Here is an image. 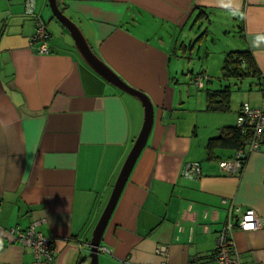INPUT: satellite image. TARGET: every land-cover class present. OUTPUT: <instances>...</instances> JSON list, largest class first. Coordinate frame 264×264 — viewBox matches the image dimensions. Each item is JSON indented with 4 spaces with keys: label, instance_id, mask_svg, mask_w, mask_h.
Wrapping results in <instances>:
<instances>
[{
    "label": "crops",
    "instance_id": "crops-1",
    "mask_svg": "<svg viewBox=\"0 0 264 264\" xmlns=\"http://www.w3.org/2000/svg\"><path fill=\"white\" fill-rule=\"evenodd\" d=\"M58 1L92 50L154 103L146 145L103 233L99 264L204 262L228 203L257 211L259 226L235 228L232 239L240 264H264V136L241 171L227 173L219 161L235 150L217 148L207 158L205 144L236 118L199 135L196 111L206 104L188 107L182 90L175 98L179 69L193 82L200 78L202 88L212 81L207 70L194 76L190 62L199 55L202 26L206 36L233 31L238 45L227 44L222 54L248 47L264 75V0ZM45 6L36 0L34 10L48 17L50 51L43 54L29 46L34 22L23 0H0V264L31 263L18 235L31 225L53 240L52 264H89L82 259L87 242L143 121L141 103L81 59ZM224 84L219 79L215 88ZM187 162H199L200 175L184 176ZM161 245L165 253L156 251Z\"/></svg>",
    "mask_w": 264,
    "mask_h": 264
},
{
    "label": "built area",
    "instance_id": "built-area-1",
    "mask_svg": "<svg viewBox=\"0 0 264 264\" xmlns=\"http://www.w3.org/2000/svg\"><path fill=\"white\" fill-rule=\"evenodd\" d=\"M24 14L31 17L34 22V29L29 39V46L38 53H49L50 34L47 30L45 20L35 10L36 0H23ZM198 84L202 85L199 78ZM263 104L252 106L248 102H243L238 110L236 123L241 128L247 125L251 132L246 144L235 149L231 158L221 159L219 166L227 173H239L244 165V159L251 151L258 150L263 142L264 136V78L260 85ZM184 176L192 177L200 175V164L198 162H187L182 170ZM225 203L226 201L223 200ZM234 214L235 217H234ZM259 226V215L253 208H245L240 211L237 206L228 203V218L218 234L215 251L211 258L197 264H240L239 256L234 248L232 233L235 228L242 230H252ZM18 235L21 242L30 248L32 261L30 264H52L55 256L53 240L37 232L33 225L28 229L18 228ZM156 251L166 252L164 245L156 248Z\"/></svg>",
    "mask_w": 264,
    "mask_h": 264
},
{
    "label": "water",
    "instance_id": "water-1",
    "mask_svg": "<svg viewBox=\"0 0 264 264\" xmlns=\"http://www.w3.org/2000/svg\"><path fill=\"white\" fill-rule=\"evenodd\" d=\"M47 3L52 16H54L55 19L58 20L60 24L69 32L73 39L75 49L81 59L102 79L136 98L143 107V121L140 131L138 132L132 147L121 166L113 184L110 196L92 230L90 240L87 242L88 253L84 254L82 257V259L88 257L89 264H99L98 254L101 247L100 242L103 233L108 225L131 170L142 149L146 145L154 120V103L147 92L133 86L128 81L123 79L104 59L92 50L86 37L82 33L81 28L63 12V9L59 6L58 0H47Z\"/></svg>",
    "mask_w": 264,
    "mask_h": 264
},
{
    "label": "rangeland",
    "instance_id": "rangeland-1",
    "mask_svg": "<svg viewBox=\"0 0 264 264\" xmlns=\"http://www.w3.org/2000/svg\"><path fill=\"white\" fill-rule=\"evenodd\" d=\"M41 3V2H40ZM39 3V5H40ZM36 4V3H35ZM45 9L49 12L50 8L45 6ZM48 17H46L45 22L47 23ZM201 29L197 31L196 37V46L200 47L199 55H193L191 58V67H193V72H197L201 69L207 70V74L212 77L211 82L205 81V87L202 88L201 85L198 84L199 81L193 82L190 77V73L187 70H184L183 73L181 69H179L178 76L179 82L176 85V94L175 98L179 97V93L182 90V97L186 98L185 103L188 107L204 108L205 106V88H215L219 85V75H220V64L222 61V50L228 46L238 45V42H234V40H238L236 34L233 31L229 33H224L223 31L216 32L214 35L206 36L203 32L204 27H200ZM202 34V35H201ZM188 42V41H187ZM186 42V43H187ZM236 48V47H234ZM205 52H207L205 54ZM179 58H174L173 61H179ZM183 61L187 60V57H183L181 59ZM187 72V73H184ZM197 75V74H195ZM202 82V81H200ZM224 82V81H222ZM236 81V84H231L230 93H229V108L226 111H207L203 112L196 111L197 119H198V132L199 135L204 134L207 130L215 124L218 120H226L225 122L233 123L235 122V113H234V105L240 103L242 101H249L254 106H260L262 103V96L254 83L253 76H247L242 81ZM190 88V95H187V91ZM223 122V121H221ZM204 141L206 138L203 139Z\"/></svg>",
    "mask_w": 264,
    "mask_h": 264
},
{
    "label": "trees",
    "instance_id": "trees-1",
    "mask_svg": "<svg viewBox=\"0 0 264 264\" xmlns=\"http://www.w3.org/2000/svg\"><path fill=\"white\" fill-rule=\"evenodd\" d=\"M196 74L197 75L194 76H203L202 72H197ZM247 76H253L254 83L256 86L258 85L260 89L264 75L260 73L251 50L248 47L228 49L223 55L219 75V79L224 81L225 84L214 89L208 87L205 88V109L212 111H226L229 108L230 80L233 79L232 83L236 84L237 80L241 82L242 79ZM206 79H208V76ZM201 83H203V81ZM243 102H248L250 104L249 101ZM243 102H241V104ZM250 132L251 128L249 126L245 124L240 128L236 122L235 124H227L220 127L218 133L210 136L206 141L205 154L207 158H213L214 150L217 148H231L235 150L243 147L249 138ZM246 158L247 157L244 159V163ZM215 249L216 248H214L213 252ZM80 258L81 257L78 258V261Z\"/></svg>",
    "mask_w": 264,
    "mask_h": 264
}]
</instances>
